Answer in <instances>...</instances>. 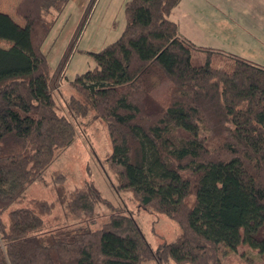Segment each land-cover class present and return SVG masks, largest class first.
<instances>
[{
    "label": "trees",
    "instance_id": "obj_1",
    "mask_svg": "<svg viewBox=\"0 0 264 264\" xmlns=\"http://www.w3.org/2000/svg\"><path fill=\"white\" fill-rule=\"evenodd\" d=\"M69 1L20 0L24 24L0 11V264H224L222 246L244 237L264 255V65H196L171 18L181 0H128L122 34L68 83V115L42 47ZM88 116L107 126L116 186L177 222L176 240L153 248L131 212L94 181L68 189L63 172L57 200L75 221L47 227L56 202L27 193Z\"/></svg>",
    "mask_w": 264,
    "mask_h": 264
},
{
    "label": "rangeland",
    "instance_id": "obj_2",
    "mask_svg": "<svg viewBox=\"0 0 264 264\" xmlns=\"http://www.w3.org/2000/svg\"><path fill=\"white\" fill-rule=\"evenodd\" d=\"M19 1L0 0V11L9 13L17 22L24 24L23 17L17 12ZM127 1L70 0L58 15L42 49L57 73L55 80H58L60 87L56 89V99L64 113L69 115L65 100L70 94V80L77 73L95 65L91 52L99 51L122 34L126 25ZM186 4V0H183L180 5L185 8ZM190 7L194 10L192 19L197 32L193 30L189 33V17H186L188 21H185V18L177 14L176 9L171 18L180 24V35L192 43L194 64L200 65L209 61L213 66L231 69L234 58L243 57L264 65V41L258 37L260 33L257 32L261 22L254 19V16L240 19L226 6L220 9L218 5L203 0L192 2ZM249 7L246 3L239 9L246 12ZM222 10L224 12H221ZM188 34L193 35L188 38ZM0 45L8 47L10 43L0 39ZM157 92L162 95L165 86H160ZM77 121L80 129L76 140L60 153L43 180L34 182L27 193L28 199L34 197L56 202L54 213L47 216V227L53 228L75 221L66 217L63 206L57 200L54 180L56 172H63L66 175L64 184L68 189L81 186L86 181H94L103 196L111 200L116 208L131 212L153 248L176 240L180 231L177 222L150 207L142 206L130 191L116 186V173L107 161L112 152V142L105 122L92 116L78 118ZM244 130L243 133L253 145L259 147L261 137ZM189 199H192V196ZM25 200L13 206L26 204ZM109 214L108 207L101 206L99 217L91 227L102 225L109 219ZM221 257L224 264H264V255L254 247L251 239L245 237L237 250L222 246Z\"/></svg>",
    "mask_w": 264,
    "mask_h": 264
},
{
    "label": "crops",
    "instance_id": "obj_3",
    "mask_svg": "<svg viewBox=\"0 0 264 264\" xmlns=\"http://www.w3.org/2000/svg\"><path fill=\"white\" fill-rule=\"evenodd\" d=\"M182 1L183 0H181L180 4L182 3ZM194 1H197V0H186L187 4L185 8L183 7V5L181 6L180 4L174 8L177 10L178 12L177 14L180 15L181 18L183 19L185 18V21H188L186 17H189V22L188 23L186 22L189 27V33L193 30L195 31L197 30V28L194 29L195 23L192 19L194 15L193 13L194 10L190 7L191 3L192 2L194 3ZM203 1L218 5L219 6L218 8L221 7L220 9H223V7L226 6L229 11L234 12V16H238L240 17V19H243L244 17L247 18V16H252V17L254 16V19L261 22V24L258 25L259 30L257 32L260 33L258 37L264 41V0H211V2L210 0H203ZM246 3H248L250 7L248 11L244 12L241 9H239V7L242 5H246ZM221 12H224V11L222 10ZM203 16H206V15H203ZM179 28H180V24H179ZM191 35L188 34L187 37L189 38Z\"/></svg>",
    "mask_w": 264,
    "mask_h": 264
}]
</instances>
